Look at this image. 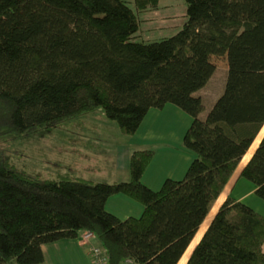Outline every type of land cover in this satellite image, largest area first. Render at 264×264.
<instances>
[{
    "label": "trees",
    "instance_id": "16d2710c",
    "mask_svg": "<svg viewBox=\"0 0 264 264\" xmlns=\"http://www.w3.org/2000/svg\"><path fill=\"white\" fill-rule=\"evenodd\" d=\"M160 0H0V137L31 140L103 109L132 137L151 109L172 104L193 118L184 147L195 156L183 180L160 190L142 179L155 156L135 150L130 180L40 178L0 152V264H42L43 247L95 234L109 264H180L234 177L264 201V0H186L172 37L138 41V13ZM226 56L223 94L205 115L198 94ZM59 167L58 164H55ZM124 195L140 217L106 209ZM186 264H264V216L231 197L208 222Z\"/></svg>",
    "mask_w": 264,
    "mask_h": 264
},
{
    "label": "rangeland",
    "instance_id": "374dc122",
    "mask_svg": "<svg viewBox=\"0 0 264 264\" xmlns=\"http://www.w3.org/2000/svg\"><path fill=\"white\" fill-rule=\"evenodd\" d=\"M129 1L130 7L137 12L135 0ZM138 17V41L154 42L172 37L187 22L186 0H160L158 9L138 13ZM210 61L216 67L215 74L207 87L198 93L204 101L205 115L223 94L228 74L226 56H212ZM132 139L131 135L121 131L117 121L109 119L103 109H98L49 128L28 141L13 136L0 137V152L11 157L17 166L40 178L71 173L73 178L114 183L130 180L131 153L137 148H146L134 147ZM126 160L128 169L127 165L124 167ZM214 208L218 211V206ZM214 208L211 217L214 216ZM207 225L205 223L200 231L205 230ZM195 245L197 242L183 258L184 264Z\"/></svg>",
    "mask_w": 264,
    "mask_h": 264
},
{
    "label": "crops",
    "instance_id": "0c3cea01",
    "mask_svg": "<svg viewBox=\"0 0 264 264\" xmlns=\"http://www.w3.org/2000/svg\"><path fill=\"white\" fill-rule=\"evenodd\" d=\"M192 121L193 118L182 109L169 104L163 109H151L138 132L132 137L134 147H146L137 148V150L153 149L156 152L142 179L143 183L150 189L160 190L166 180L179 181L186 176L195 158L194 154L184 147V137ZM262 133L263 131L243 158L237 173L252 158L264 136V133ZM148 146H154V148ZM127 163L126 160L124 167ZM255 191V185L247 180H237L234 177L226 187L225 192L220 196L219 199H222L218 209L228 197H231L252 207L264 216V201L256 196ZM106 209L121 220L140 217L144 212L142 204L124 195L111 197L106 204ZM43 251L45 261L42 264H93L88 248L81 244L79 238L45 245Z\"/></svg>",
    "mask_w": 264,
    "mask_h": 264
},
{
    "label": "built area",
    "instance_id": "2783aa9c",
    "mask_svg": "<svg viewBox=\"0 0 264 264\" xmlns=\"http://www.w3.org/2000/svg\"><path fill=\"white\" fill-rule=\"evenodd\" d=\"M79 240L83 246L88 248V253L93 264H109L108 257L99 243H97L96 236L93 232L84 231L80 235Z\"/></svg>",
    "mask_w": 264,
    "mask_h": 264
},
{
    "label": "bare ground",
    "instance_id": "6f19581e",
    "mask_svg": "<svg viewBox=\"0 0 264 264\" xmlns=\"http://www.w3.org/2000/svg\"><path fill=\"white\" fill-rule=\"evenodd\" d=\"M262 131H263V133H264V129H263ZM263 133H262V134H263ZM247 157H248V156H247ZM221 199H222V198H221ZM221 199H219V201L217 202L216 206H219V203L221 202ZM217 209H218V208H217ZM216 211H217L216 208H214V212H215V213H216ZM211 213H212V212H211ZM215 213H214V214H215ZM214 214H213V215H214ZM211 215H212V214H211ZM211 215H210V218H209L205 223H208L209 221H211V218H212ZM205 223H204V225H205ZM204 225H203V226H204ZM203 226H202V227H203ZM202 227H201V228H202ZM202 229H203V228H202ZM206 229H207V228H205V230H203L202 232H201V231L198 232V234H197L196 238L194 239L193 243H194V242H197V244H198V243L200 242V240L202 239V237H203V235H204ZM200 230H201V229H200ZM193 243L191 244V246L193 245ZM191 246L189 247V249L191 248ZM195 246H196V245H195ZM195 246L193 247V249L195 248ZM189 249H188V250H189ZM193 249H192L191 251H193ZM187 252H188V251H187ZM187 252H186V253H187ZM185 255H186V254H185ZM185 255H184V257H185ZM184 257H183V258H184ZM183 258H182V260H183ZM182 260H181L180 264L183 263ZM187 261H188V258H187ZM187 261H186V263H187ZM186 263H185V264H186ZM183 264H184V263H183Z\"/></svg>",
    "mask_w": 264,
    "mask_h": 264
}]
</instances>
